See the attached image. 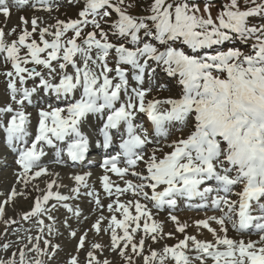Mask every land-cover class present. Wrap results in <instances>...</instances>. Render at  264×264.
<instances>
[{"label": "snow or ice", "instance_id": "1", "mask_svg": "<svg viewBox=\"0 0 264 264\" xmlns=\"http://www.w3.org/2000/svg\"><path fill=\"white\" fill-rule=\"evenodd\" d=\"M29 2L15 0L17 6ZM38 2L46 6L45 10L52 11L48 0ZM251 3L255 6L242 9L240 0H228L220 7H217V0H152L144 9L145 15H134L130 11L136 6L134 2L83 0L77 19L57 20L52 26L55 31L48 27L40 29L39 42L32 38L37 33V18L31 19L29 31V20L20 17L23 30L11 43L5 41V32L0 28V54L12 68L4 75L8 78L11 99L20 105V110L15 111L3 129L8 146L18 152L16 163L22 169L19 177L31 174L30 178L35 179L47 175V167L40 163L45 155L43 149L45 145L56 148V142L69 141L67 156L73 162L83 160L89 150V141L81 131V123L89 114H101L105 117L100 129L103 147L112 144L113 130L124 129L119 144L121 151L103 161L105 174L101 178L104 192L116 197L108 204V211L123 215L121 220L113 214L108 225L113 251L120 249L119 255L131 264V256H125L129 246L133 253L143 255L145 238L153 242L158 236L162 238V225L153 219L148 205L141 200L150 201L157 210H162L165 205L175 207L177 198L206 200L211 196L212 205L223 214L196 221V226L207 229L214 242L186 236L176 245L164 247L162 253L153 250L150 255L143 256L144 264H166L169 259L174 264H193V260L199 264H206L208 260L212 264H264V234L257 241L228 236L229 223L238 233L252 227L264 233V24L249 26L250 17L264 14V3L256 0ZM213 9H216L215 16ZM0 13L10 16L8 0H0ZM89 26L92 30L85 33ZM69 32L71 36L67 35ZM110 36L123 42L114 43ZM233 40L244 44L252 41L250 52L246 54L234 46L224 47L226 42ZM21 48L27 50L23 56ZM113 52L114 68L109 60ZM29 64L33 67H27ZM122 66L132 69L135 87H130L128 69ZM157 68L168 77L176 78L180 86L178 97L146 100L151 91L150 87L144 88L146 76L151 79ZM27 78H39V84L18 88L17 81L23 86ZM40 89L54 93L57 99L66 101V106L47 104L38 109L37 134L29 146L26 137L30 114L23 108L25 101L32 103L34 94ZM122 93L125 99L121 98ZM13 111L10 105L0 108V112ZM140 113L151 121V135L147 128L134 123ZM189 122L192 127L187 137L166 145L170 152L164 153L162 158L157 156L162 148L147 154V146L158 138L168 139L174 125L187 127ZM178 130L183 131V128ZM17 142L24 147L19 148ZM60 151L63 149L58 150V156ZM121 157L124 167L118 166ZM140 162L145 165L144 171L136 170ZM109 172L120 177L124 186L110 182ZM90 175L73 177L77 187L72 192L77 197L81 186L89 187L86 176ZM127 175L136 177L137 182L124 179ZM209 181H215V187L204 186ZM27 182L28 179H24V183ZM236 186H241V190L234 191ZM54 187H59L55 180L47 183L46 193L35 200L33 209L22 217L24 220L36 217L37 223L44 225L42 216L54 219L50 213L57 203L72 198L58 190L52 191ZM129 193L136 199L120 202V196ZM85 194L103 208L95 190ZM16 195L13 189L11 198ZM232 196L237 199H231ZM50 200L57 203L47 206ZM62 206L77 217L81 215L79 209L67 203ZM133 206L135 215L130 211ZM254 211L259 214L254 215ZM3 215L4 207L0 206V219ZM104 219L98 217L92 225L97 234L102 230ZM169 219L177 225L178 232H185L187 225L181 224L177 216L170 215ZM210 221L219 225L223 235L210 226ZM116 229H122L123 234L118 235ZM138 231H142V236L134 243ZM40 232L43 234V227ZM70 235L75 238L77 234L73 230ZM171 235L168 233L169 237ZM86 238L87 232L80 236L77 251L84 249ZM33 239L36 243L31 251L41 256L49 255L40 247L41 237H29V243ZM189 241L193 244L191 250L196 253L194 257L186 254ZM43 243L46 247L52 246L47 239ZM3 247L7 249L9 245ZM53 247L58 249L59 245ZM102 247L99 243L91 245L93 251L86 253L87 264H109L95 255ZM19 255V264H26L24 251ZM10 264H16L15 259ZM35 264L43 262L36 260ZM68 264H79L78 256H73Z\"/></svg>", "mask_w": 264, "mask_h": 264}, {"label": "rangeland", "instance_id": "2", "mask_svg": "<svg viewBox=\"0 0 264 264\" xmlns=\"http://www.w3.org/2000/svg\"><path fill=\"white\" fill-rule=\"evenodd\" d=\"M69 1L70 0L59 1L62 2V4L61 3L57 4L54 3L53 1L52 2L53 4L50 3L52 6V11L49 12L45 10L46 6L38 5L39 3L37 1H36L37 4L34 1L30 0L28 5L17 6L15 4V0H8V6L10 7V11H11L10 16L5 17L2 13H0V28H3L5 32V41L11 43L12 41L18 39L24 27V25L21 24V20H20V17L22 16L29 20V24L27 25L29 31H31L32 28L31 19L37 18V23H38L37 33L34 34L32 37L36 39L37 42H39L38 33L40 29L44 27H48L50 31H55L54 27L52 26L56 24L57 20L67 21L69 19H77L78 12L83 7V0H79L78 3L76 2V0H73V2L71 3H68ZM126 2H134L136 4L135 8L130 10L132 14L145 15L146 13L144 9L147 7L149 3L152 2V0H126ZM226 2H228V0H217V7H220L221 3H226ZM256 2L264 3V0H256ZM240 5L242 9L255 6L251 3V0H248L247 3H245V0H240ZM213 15L214 16L216 15V9H213ZM112 18L115 19V13H113ZM262 24H264V14L249 18V26H260ZM104 28L105 31L109 30L107 25H104ZM12 29H15V32H12ZM91 30L92 28L91 26H89L85 28L84 31L85 33H87L88 31ZM67 35L71 36L72 33L69 32ZM45 38L48 40L52 39V37L50 36H46ZM109 38L114 43L123 42L117 40L115 37L112 36H110ZM79 42L80 41H78V43ZM251 43L252 41H249L248 44H244L241 41L240 43H237V40H233L231 42H226L224 47L225 48L233 47V46L238 47L246 54H248L250 52ZM129 47H131V45H129ZM26 52H27L26 49L21 48L20 54L22 56L25 55ZM78 59L79 57H77V60ZM109 60H110V66L114 68L115 67L114 52L110 54ZM53 64H55V62H53ZM27 67L31 68L33 67V65L29 64L27 65ZM37 67L42 72L45 73L47 72V70L43 69L42 66H37ZM122 67L128 69V79H129L130 87H135L136 82L132 79L133 76L132 69L130 68V66H122ZM11 70H12L11 63L10 62L6 63L3 58V55L0 54V108H6L7 106L10 105L14 110L13 113L0 112V138L3 136V134L1 133V126L4 124V122L10 120L11 116L15 113V111L20 110V106L11 99V92L7 86L8 78L4 75V73ZM68 71L71 72L72 69L69 67ZM38 81L39 78H35V79L27 78V82H31V86H37ZM25 85L22 86L20 85L19 81H17L18 88L24 87ZM149 87L151 88V91L148 93L146 100H151L153 98L164 100L169 97H178L180 92V86L177 84L176 78L168 77L167 74L163 72L162 69L160 68H157L156 74H154V76L151 79H149L146 76L144 88H149ZM20 98L21 96L18 95L17 99ZM44 106L46 105L32 108L28 104L27 105L24 104L23 110L30 114V122L27 125V127L29 128L28 130L29 134L33 133V129L35 127L34 125L38 118V109ZM54 106L65 107L66 104H62V105L54 104ZM164 107L167 106L165 105ZM143 117L144 116L136 117L134 123H136L137 125H142L144 128H148V125H144L142 123L144 121ZM93 121L94 122L96 121V123L98 122L97 120H95V118ZM100 124H101V120H100ZM100 124H96V126ZM191 127H192L191 122L187 124V127H184L180 124L174 125L170 129L171 134L168 137V139L165 140L163 138H158L154 144L147 146L146 149L147 154L150 155L151 152L156 148H162L163 149L162 152H157V156L162 158L164 153L171 151V149L166 147V145L170 144L173 140H176L180 137L186 138L188 135V131ZM149 128L153 132L152 125H150ZM149 128L148 131L150 132ZM181 128H183V131L178 130ZM119 140L120 138H118V136L115 137L114 143H117ZM2 149L4 148L2 147ZM5 153L7 155L3 157L2 161H4V163L3 166L0 167V206L4 207V215L3 218L0 219V262H2V264H10V262L13 259H15L16 264H19L20 261L19 253L21 250H23L25 253L26 264H35L36 260H41L43 264H68V261L73 256H78L79 264H87L86 253L88 251H93V249L91 248V245L93 243H99L103 246L101 250L95 251V255L101 262L107 260L109 264H129L128 260H126L124 257L119 255L120 249H116L115 251L111 249L110 246L111 230L108 228L110 218L114 214L116 215L117 219L122 220L123 215L121 212L110 213L108 211L107 209L108 204L113 203L116 197L115 196L109 197L104 192L102 183L99 182V180H94L93 183L90 185V187L88 189H85L84 192L87 193L88 191L95 190V192L99 194L101 205H103L102 209L95 204L93 197L88 196L86 194L84 195L82 194L83 193L82 186L80 187V195L78 197L76 196L75 193L72 192V189L77 187V185L72 181L71 173L74 171L75 172L79 171L78 169L68 168V171L64 173V176H62L61 178H59V176H61L59 173H55L53 175V179H51L49 182L55 180L58 184L65 186L67 188V191L66 192L62 191L61 194L68 195L72 198L66 202H59V203L50 200L47 206H50L53 203H57V207L55 209H52L50 213V215L54 219L49 220L47 216H42L41 218L44 219V225H40L37 223L36 217H32L29 220H24L22 217L24 216L25 213L33 209L35 200L38 197H42L46 193L48 182L43 181L41 178L39 180L37 179L34 180L31 179L30 177H27L26 178L28 179L27 184L23 183V185H21L19 189L16 190L17 195L14 198H11L12 190L7 189V185L19 184L22 181L21 177H19L18 175L20 172H22V169H20L21 170L20 171L19 165L16 163L17 160L14 161V159H12L15 157L14 156L15 152L10 153V150H6ZM145 158L147 159V156ZM122 160L123 161L121 162L124 163V159ZM121 166L123 167V165ZM140 166L141 167H138L136 170L144 171L145 165L143 162L141 163ZM98 169L101 170L102 168L100 167H98L97 169L95 167L83 168L82 170H80V172L92 173L93 171H98ZM114 176L112 177V179H110V182H112L114 185L118 184L119 186L123 187L124 182H121L122 180L119 177H114ZM133 182H137V180ZM240 190H241V186H236L234 189V191H240ZM52 191H54V188L52 189ZM119 199L120 202L127 203L128 201L133 200V196L130 195L129 193L120 196ZM231 199H237V197L232 196ZM5 201L8 202L5 204L4 203ZM64 203H67L73 209H79L81 215L77 217L73 213L68 212L67 209L62 206ZM147 205L153 215L156 216L158 215L157 216L158 220L156 221L162 225L163 236L162 238L158 236L156 242H153L150 238H145L143 255L133 253L131 251V246H129L128 250L125 252V256H131L132 258L131 264H144L143 256L150 255V252L153 250L158 253H162L164 247L174 246L180 240H183L186 236H195L198 240L201 241L214 242V238L212 237V234L208 232L207 229H204L202 227L198 228L196 226V221L204 220L211 216L219 217L220 215L223 214L215 207L213 208L211 207L210 199L204 202V205H207V207L203 211H198L197 208L199 206V203H197V205L187 204L185 206L184 205L179 206L177 209L171 211H166V210L154 211L153 209L155 208L154 206L150 204ZM130 211L132 212V214H136L134 206L130 207ZM170 215L177 216L181 224L187 225V228L184 233H180L177 231V225L169 219ZM101 216H103L105 219L101 224V229H102L101 232L97 234L95 230L92 228V225L96 222L97 218ZM6 221L9 223H5ZM11 221H15V223H11ZM65 222H67V225H70L71 227H67ZM141 224H143V219L141 220ZM214 224L216 223L214 222ZM229 224H228V228L231 229L230 228L231 226H229ZM216 226L217 228H219V225L216 224ZM41 227L44 228L43 234L40 232ZM131 227H135V225L131 224ZM131 227H130V231H131ZM49 229H51V231H49ZM73 230L77 234L75 238L70 235V232ZM116 231L118 235L123 234L122 229H116ZM85 232H87L85 247L84 249L77 251L79 238ZM168 233L172 234L171 237L168 236ZM235 234L241 235L238 234V232ZM37 236L41 237L40 247L45 251H47L49 255L41 256L38 253L31 251L36 241L35 239H33L32 242L29 243V237L34 238ZM141 236H142V231H138L134 236L133 242L138 243ZM242 236L245 239L252 241H257L260 238V235H255L252 232L245 233ZM45 239L49 240L52 246L46 247L43 243ZM5 244L9 245L7 249L3 247ZM25 245H27V247H25ZM55 245H59V248L57 249L53 247ZM191 249H193V244L191 241H189V250H186V254L189 255L190 257H194L196 253L194 250ZM52 253H54V255H52ZM13 254H15V257L13 256ZM166 264H174V262L169 259L168 261H166ZM193 264H199V261L193 260ZM206 264H212V261L208 260Z\"/></svg>", "mask_w": 264, "mask_h": 264}, {"label": "bare ground", "instance_id": "3", "mask_svg": "<svg viewBox=\"0 0 264 264\" xmlns=\"http://www.w3.org/2000/svg\"><path fill=\"white\" fill-rule=\"evenodd\" d=\"M37 2H38V0H36ZM54 1V3H58L59 1H61V0H49L48 2L49 3H52ZM39 3V2H38ZM37 4V3H36ZM46 12V11H45ZM39 92V94H36V97H41V96H47V95H49V94H51V93H49V92H47L46 90H43V89H41V90H39L38 91ZM45 92H47V93H45ZM90 115V114H89ZM88 115V116H89ZM87 116V117H88ZM87 117H85V119H87ZM104 120H105V118H104ZM104 120H103V123H104ZM103 123H102V126H103ZM6 124H7V122H6ZM94 125H96V124H94ZM150 127V126H149ZM150 129V128H149ZM93 133V132H92ZM150 135L152 134V131H151V129H150ZM89 137V136H88ZM92 139H93V141L90 143V147L92 148V149H96V148H101V146H102V143L101 144H99V142L101 141L102 142V140H103V137H102V133H101V136H100V138H99V140H98V138L97 139H95V138H93V135H92ZM28 144L31 142V139H28ZM32 141H33V139H32ZM0 145L2 146V140L0 139ZM57 143V142H56ZM4 144V143H3ZM8 148H7V150H10V147L9 146H7ZM19 147V146H18ZM46 145L44 146V152L45 151H47V149H46ZM19 148H21V147H19ZM105 149H107V151H108V153H109V151H111V149H112V146L110 145L109 147H107V148H105ZM3 151H5L6 152V150H3ZM5 152H2L1 150H0V166H3V163H4V161H2L3 160V157H5V155H7ZM11 152H15V154L14 155H17L18 156V152H16V151H13V149L11 148ZM10 152V153H11ZM107 156V153H106V155L104 156V157H106ZM63 157L64 156H62V157H60V158H55V157H53V156H51V157H49L48 156V154L45 152V155L41 158V161H40V163L42 164V165H45V167H47V169H48V174L47 175H42L41 177H38V178H35V179H37V180H39L40 178L43 180V181H47V182H49L51 179H53V175L55 174V173H59L61 176H59V178H61L62 176H64V173H66L67 171H68V168H76V169H78L79 171H74V172H72L71 174H72V176H71V179H72V181L76 184V182H75V180L73 179V177L75 176V175H86L88 172H80V170H82L83 168H92V167H95L96 168V165L94 164V163H86V164H83L82 165V167H76L75 165H73V164H71V165H69V164H67V162L66 161H64L63 160ZM122 159H124L123 157H121ZM63 161H62V160ZM62 161V162H61ZM99 164H101L100 162H99ZM59 165V166H58ZM121 165H123V167L125 166V164L123 163V162H121L120 163V167H122ZM70 171H73V170H70ZM105 174V171H104V168H102L101 170H98V171H93L92 173H91V175L90 176H86V182H87V184L89 185V187H90V185L93 183V181L94 180H99V182H101L102 183V180H101V178H102V176ZM108 175H109V177H110V179H112V177L115 175L114 173H111V172H109V173H107ZM116 176V175H115ZM29 177H31V174H29ZM27 178V177H26ZM26 178H21L22 179V181L19 183V184H15V185H10V184H8L7 185V189H9V190H12L13 191V189H15V191L16 190H18L19 189V187L21 186V185H23V183H24V179H26ZM34 179V180H35ZM57 183V182H56ZM135 183V182H134ZM57 185H59V187L57 188V187H54V192L55 191H59L60 193L63 191V192H66L67 191V188L65 187V186H62V185H60V184H58L57 183ZM88 187V188H89ZM83 189V195L86 193V192H84V190L85 189H88V188H84V187H82ZM136 199V197H133V200H135ZM141 203H144V204H150V205H152L153 206V204H152V202H150V201H145V200H142L141 201ZM179 206H180V204H179ZM212 206V205H211ZM166 208V207H165ZM200 209H203V207H199V210ZM133 215H135V214H133ZM153 215V214H152ZM158 216V215H157ZM156 215H153V219L156 221V220H158V217H157ZM221 216V215H220ZM169 220V219H168ZM170 221V220H169ZM210 223V226L212 227V228H217V226H216V224H214V222L213 221H210L209 222ZM229 226H231L230 224H229ZM231 229H229V232H228V236L230 237V238H233V239H244L245 241H248L247 239H245L242 235H236L235 233H237L235 230H233L232 229V227H230ZM217 230V233L218 234H220V235H223L222 233H220V229L219 228H217L216 229ZM238 234H241V233H238ZM209 235V234H208ZM213 237V236H212Z\"/></svg>", "mask_w": 264, "mask_h": 264}]
</instances>
